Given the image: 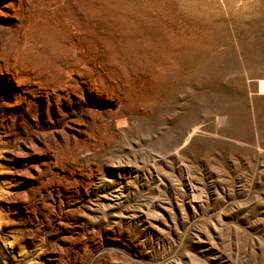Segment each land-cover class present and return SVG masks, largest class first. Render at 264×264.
I'll list each match as a JSON object with an SVG mask.
<instances>
[{
    "label": "rangeland",
    "instance_id": "1",
    "mask_svg": "<svg viewBox=\"0 0 264 264\" xmlns=\"http://www.w3.org/2000/svg\"><path fill=\"white\" fill-rule=\"evenodd\" d=\"M0 264H264V0H0Z\"/></svg>",
    "mask_w": 264,
    "mask_h": 264
}]
</instances>
